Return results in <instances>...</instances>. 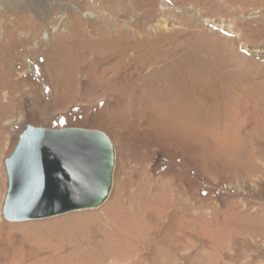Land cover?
<instances>
[{
    "label": "rangeland",
    "instance_id": "obj_1",
    "mask_svg": "<svg viewBox=\"0 0 264 264\" xmlns=\"http://www.w3.org/2000/svg\"><path fill=\"white\" fill-rule=\"evenodd\" d=\"M40 9L0 0V264H264V0ZM27 125L111 138L103 207L4 218Z\"/></svg>",
    "mask_w": 264,
    "mask_h": 264
},
{
    "label": "water",
    "instance_id": "obj_2",
    "mask_svg": "<svg viewBox=\"0 0 264 264\" xmlns=\"http://www.w3.org/2000/svg\"><path fill=\"white\" fill-rule=\"evenodd\" d=\"M11 222L100 209L114 186L116 149L102 130L27 125L5 160Z\"/></svg>",
    "mask_w": 264,
    "mask_h": 264
},
{
    "label": "bare ground",
    "instance_id": "obj_3",
    "mask_svg": "<svg viewBox=\"0 0 264 264\" xmlns=\"http://www.w3.org/2000/svg\"><path fill=\"white\" fill-rule=\"evenodd\" d=\"M5 1H7L8 3H10L12 0H5ZM24 2H25V4H27V5H35V6H37V7H40L41 9L40 10H42V11H47V10H49V9H51V7L55 4V3H60V0H24ZM68 8H70V7H68ZM71 11H74V10H72L71 8H70V10L68 11V13H70ZM73 13V12H72ZM70 18V17H69ZM69 18H68V20H69ZM130 34H132L133 36H135L136 35V33H135V31L134 30H132L131 32H130ZM103 207V206H102Z\"/></svg>",
    "mask_w": 264,
    "mask_h": 264
}]
</instances>
